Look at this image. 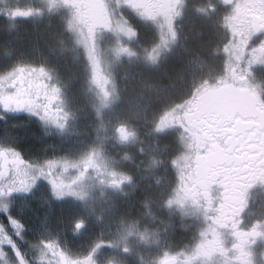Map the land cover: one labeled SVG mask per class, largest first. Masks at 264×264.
Instances as JSON below:
<instances>
[{
	"label": "rangeland",
	"instance_id": "rangeland-1",
	"mask_svg": "<svg viewBox=\"0 0 264 264\" xmlns=\"http://www.w3.org/2000/svg\"><path fill=\"white\" fill-rule=\"evenodd\" d=\"M0 18L7 30L0 49L16 58L0 68V209L21 223L37 261L60 264L61 203L84 208L116 198L129 213L142 188L147 210L137 212L139 220L117 223L108 242L84 223V209L73 213L75 243L63 251L65 264H264V195L262 213L249 216L259 238L248 255L210 257L205 240L213 233L192 222L193 201L180 179L202 157L205 141L197 142L196 134L222 139L258 128L264 134V39L251 46L264 35V0L232 6L221 0H0ZM203 26L213 32V46L198 41ZM43 54L68 71L35 65ZM172 61L174 79L166 73L156 81ZM75 84L84 106L71 91ZM171 91L184 101L156 111ZM34 125L55 140L48 158L15 149L35 137ZM164 133L175 135V151L157 147ZM146 136L153 142L143 147ZM161 209L190 220L197 239L178 252L163 247L149 225L151 212ZM136 248L144 255L134 254ZM0 264H28L1 226Z\"/></svg>",
	"mask_w": 264,
	"mask_h": 264
},
{
	"label": "flooded vegetation",
	"instance_id": "flooded-vegetation-1",
	"mask_svg": "<svg viewBox=\"0 0 264 264\" xmlns=\"http://www.w3.org/2000/svg\"><path fill=\"white\" fill-rule=\"evenodd\" d=\"M262 132L261 128L256 132L234 130L222 139L206 134L202 137L195 135L197 142L205 141L202 157L191 161L179 178L193 201L192 222L197 228L202 225V230L213 233L205 240L210 247V257L233 253L242 260L248 255L253 240L259 238L250 227L249 216L262 213ZM196 234L198 236V232Z\"/></svg>",
	"mask_w": 264,
	"mask_h": 264
},
{
	"label": "trees",
	"instance_id": "trees-1",
	"mask_svg": "<svg viewBox=\"0 0 264 264\" xmlns=\"http://www.w3.org/2000/svg\"><path fill=\"white\" fill-rule=\"evenodd\" d=\"M4 18V17H3ZM0 44L3 40L7 38V30L6 25L2 22V18H0ZM204 34L203 37L199 38L198 41L204 44L207 47L213 46L215 44V38L213 37V32L209 30L208 27L203 26ZM264 35H261L258 39L255 38L251 41V46L258 45L264 38ZM14 50L17 48H13ZM10 50V51H7ZM11 51V49H0V53H4V55H9L6 59V57L2 56L0 57V68H10L14 64H16V58H14L15 53ZM208 52V51H207ZM43 61H39L35 63V65H39L41 67H50L51 69L55 70L58 74L61 73V69L65 73L68 71L65 68V63H60L58 59L53 60L50 54H43ZM171 68L167 70L166 66H162L158 71L162 75L157 74L158 78H156V81H161L164 76L163 74L167 73V76H171L172 79H174V74L177 69V64L174 65V61L171 62ZM139 73V72H138ZM156 74V75H157ZM154 82V81H153ZM156 83V82H155ZM74 92L73 94L77 93L78 97L81 99L80 102H82V106H84L83 96L81 95L80 88L75 84V87L71 90ZM48 101H45L46 105H51V103L54 101L53 96H49ZM184 101V95L176 96L174 93H172L169 96L168 101H162L159 100L155 104V110L156 111H164L168 109L171 106H174L176 104H181ZM4 121L2 115H0V132L4 128ZM84 130H89L90 127L83 128ZM33 133L35 135L34 138L31 140H27L24 143H19L15 149L16 151L20 152H29L34 156H37L39 158H48L54 153H56L55 148V140L52 138L47 137L45 132L38 128V126H33ZM173 134L164 133L161 134L159 138H156V145L157 147L164 148V149H171L172 151H175L173 147H175L176 143L174 141ZM153 140H151L149 137L144 138V142L142 143V146H150ZM136 148L133 149V153H136ZM125 169V168H123ZM135 204L133 205V208L130 210L129 213H123V211H120V204L118 203V200L116 198H113L112 200H106V201H94L91 204L85 205L84 208L82 206H75V205H67V204H60V212L61 217H63V220L60 224L61 231H60V239H64L65 242L61 243L64 246V249L67 247H70L72 249L73 243H75V240L73 241L69 236L71 235V232L73 231V228L70 227V223L73 222L74 217L71 216L73 213H76L79 209H84L83 213H81V216H83L84 223L87 224V227L91 228L92 233L95 234L97 232L100 233L101 236L104 237V240L108 242V237L106 235L111 232V230H114V228L117 226V223H122L126 219L131 220H139L141 218V215L137 212L141 210L142 212H145L147 208L142 206L143 200L146 196H142L141 192H135ZM138 193V194H137ZM154 218L150 222L149 225L155 230L156 234H159L160 240L162 242L163 247L166 249H170L173 252L181 251L182 249L186 248L194 242V239H196V232L191 227V224H193L190 220L181 219V217L178 215V213L169 212L166 210V212L161 209L157 210L155 212H151ZM58 214V215H59ZM56 214V217H58ZM67 215V216H62ZM60 216V215H59ZM13 217L9 214H5L0 209V226L2 227V230H4V237L5 240L8 241V244L12 246L14 251L18 253L22 257L24 261H26L28 264H44L40 263L34 258L33 251L29 248V244L27 240H25L22 236V233L20 231V225L21 223L18 221H15L12 219ZM59 218V217H58ZM72 218V221L69 222V220ZM63 221L66 222L65 225H63ZM148 222L147 220L145 223ZM148 222V223H149ZM146 223V224H148ZM153 225V226H152ZM60 244V245H61ZM63 246H58L59 253L57 254V259L60 261V264L62 263V259L65 260L64 256V249H62ZM74 249V248H73ZM76 250V249H74ZM152 254V251H150ZM134 254H142L144 255L145 251L141 250L140 248H136L133 250ZM132 257L133 254H132ZM62 258V259H61ZM66 261V260H65ZM136 263V258L134 257L133 260ZM133 264V263H131Z\"/></svg>",
	"mask_w": 264,
	"mask_h": 264
},
{
	"label": "water",
	"instance_id": "water-1",
	"mask_svg": "<svg viewBox=\"0 0 264 264\" xmlns=\"http://www.w3.org/2000/svg\"><path fill=\"white\" fill-rule=\"evenodd\" d=\"M221 2L227 6H232L236 2V0H221ZM163 264H176V260L172 259Z\"/></svg>",
	"mask_w": 264,
	"mask_h": 264
}]
</instances>
